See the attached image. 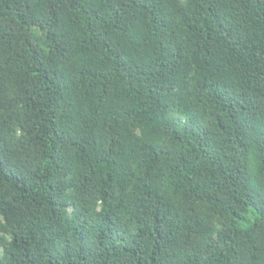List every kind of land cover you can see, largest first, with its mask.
Returning <instances> with one entry per match:
<instances>
[{"label":"trees","instance_id":"1","mask_svg":"<svg viewBox=\"0 0 264 264\" xmlns=\"http://www.w3.org/2000/svg\"><path fill=\"white\" fill-rule=\"evenodd\" d=\"M0 264H264V0H0Z\"/></svg>","mask_w":264,"mask_h":264}]
</instances>
